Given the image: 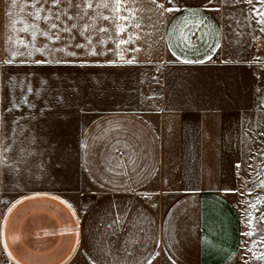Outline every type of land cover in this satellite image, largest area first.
I'll list each match as a JSON object with an SVG mask.
<instances>
[{
  "label": "crops",
  "instance_id": "0c3cea01",
  "mask_svg": "<svg viewBox=\"0 0 264 264\" xmlns=\"http://www.w3.org/2000/svg\"><path fill=\"white\" fill-rule=\"evenodd\" d=\"M31 3L0 0V264H264V207L250 215L236 196L247 119L264 112V6L174 0L161 15L135 0L140 28L84 34L111 49L96 57L72 47L87 44L79 31L40 35ZM53 58L71 63H32ZM246 197L264 202V182Z\"/></svg>",
  "mask_w": 264,
  "mask_h": 264
},
{
  "label": "snow or ice",
  "instance_id": "6c2138e0",
  "mask_svg": "<svg viewBox=\"0 0 264 264\" xmlns=\"http://www.w3.org/2000/svg\"><path fill=\"white\" fill-rule=\"evenodd\" d=\"M67 3L68 8L61 7L62 4ZM212 0H208L209 5H211ZM236 3H247L249 5H255L259 4L261 6H264V0H235ZM11 3L15 5L17 3V0H11ZM130 3H135V0H100L99 3L94 4L93 0H75V3L73 0H32L31 7L35 9L34 12H30L29 15L34 17L35 21L43 20L44 23L47 25V31H40V35L47 36L50 40H60L61 36L60 33H68V38L73 39V30L79 31L82 36H84L85 33H108L109 29L107 27H97L96 23L99 20L108 21L110 24H115V30L117 35L124 33L128 27L133 28H140V23H132V21L136 20V13L138 11H142V9L137 8H130L128 5ZM150 3L155 5V10L159 12V14L163 15V13H173L176 11H179V5H174V0H167V6L165 3L161 2V0H150ZM39 5V7H37ZM45 5H48V8L45 9ZM108 9L111 13V15H103L98 9ZM55 9V11L53 10ZM69 10H74L70 14ZM89 10H92V14L89 13ZM210 10H216L219 9H210ZM47 12L46 15H41V13ZM252 12L255 16L259 17L260 19L258 22L262 25L261 31H264V7L261 8H252ZM9 16H11V13H8ZM19 21H12L13 27L16 23ZM71 22V23H70ZM198 26V25H197ZM28 27L31 28H38V25L31 24L28 25L24 31L28 30ZM51 33L52 35H49ZM89 36H84L85 40H87V44H75L72 45V47L76 48H87L88 51L86 52L87 55L90 56H101V55H107L111 49H105L101 51H97L95 45H93V42ZM206 35V34H202ZM33 38L36 36V32L33 31L32 33ZM135 39H138V36H135L133 33H129L127 39H119L118 43L116 44L117 48H120L121 45H128L134 42ZM202 39V36L200 37ZM99 43H103V41H99ZM219 44L217 43L215 45V48H218ZM36 52L41 53V55H51L53 52H63L65 51L64 48H55V49H48L47 45H45L42 48H36ZM128 51L131 52H138L140 49L138 47L128 49ZM214 51V48L209 49V53H212ZM114 55H118L120 60H124L123 52L120 53H113ZM15 55L19 56H32V52H17L14 53ZM67 55L76 57L78 53L72 51L68 52ZM175 55V53H174ZM211 54H208L205 56L204 59H198V60H188L183 59L182 62L186 64L190 63H205L208 60H211ZM124 62L128 65H132L135 62V56H133L131 59L124 60ZM24 61H20V64H24ZM33 64L36 65H45V64H70L71 61H65L62 59H45V60H34L32 61ZM87 61H82L80 66H87ZM108 64H115L116 61H108ZM4 65L10 70L13 65V60H5ZM0 74H2V70H0ZM29 91L31 89L29 88ZM13 107H15L13 105ZM260 107L264 109V102L261 103ZM7 111H12V108H8ZM259 136H264V131L259 132ZM5 150H7L5 148ZM250 195V193H249ZM250 207H255V205H252L250 203ZM249 222L251 223V218L249 219ZM111 227V225H109ZM253 232H247L244 233L245 236H251L253 235ZM159 242L157 241V244ZM251 249H247L246 251H250ZM126 254L127 253V250ZM158 256L159 253H156ZM256 259H264V255L257 256Z\"/></svg>",
  "mask_w": 264,
  "mask_h": 264
},
{
  "label": "rangeland",
  "instance_id": "374dc122",
  "mask_svg": "<svg viewBox=\"0 0 264 264\" xmlns=\"http://www.w3.org/2000/svg\"><path fill=\"white\" fill-rule=\"evenodd\" d=\"M247 126L245 151L239 164L241 189L236 196H238L237 201L240 205H244L243 208L250 207V203L255 205V207H250L249 214L254 213L256 216L255 213L264 207V202L253 203L255 201L252 202L250 197L248 201L246 196L264 182V136H259V132L264 131V112L257 110L250 113Z\"/></svg>",
  "mask_w": 264,
  "mask_h": 264
},
{
  "label": "built area",
  "instance_id": "2783aa9c",
  "mask_svg": "<svg viewBox=\"0 0 264 264\" xmlns=\"http://www.w3.org/2000/svg\"><path fill=\"white\" fill-rule=\"evenodd\" d=\"M214 59L215 60H219L220 59V54L217 52V53H215V55H214Z\"/></svg>",
  "mask_w": 264,
  "mask_h": 264
}]
</instances>
